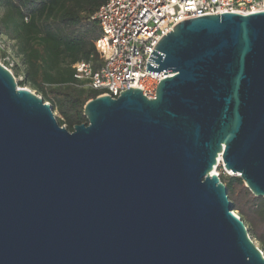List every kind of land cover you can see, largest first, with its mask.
<instances>
[{
  "label": "water",
  "instance_id": "95a60500",
  "mask_svg": "<svg viewBox=\"0 0 264 264\" xmlns=\"http://www.w3.org/2000/svg\"><path fill=\"white\" fill-rule=\"evenodd\" d=\"M87 123L0 63V264H264L214 167L264 199V11L182 19Z\"/></svg>",
  "mask_w": 264,
  "mask_h": 264
},
{
  "label": "trees",
  "instance_id": "16d2710c",
  "mask_svg": "<svg viewBox=\"0 0 264 264\" xmlns=\"http://www.w3.org/2000/svg\"><path fill=\"white\" fill-rule=\"evenodd\" d=\"M106 0H0V33L12 41L23 65L19 86L27 84L52 111L59 125L72 131L87 123L83 107L99 92L86 88L74 77L73 64L90 61L100 65L95 41L101 30L94 14ZM6 57L7 51L0 50ZM15 73H21L14 64ZM233 210L264 254V199L254 196L240 177L221 170Z\"/></svg>",
  "mask_w": 264,
  "mask_h": 264
},
{
  "label": "built area",
  "instance_id": "2783aa9c",
  "mask_svg": "<svg viewBox=\"0 0 264 264\" xmlns=\"http://www.w3.org/2000/svg\"><path fill=\"white\" fill-rule=\"evenodd\" d=\"M260 11H264V0H106L94 14L101 30L95 41L100 65L94 69L90 61H78L72 66L74 77L84 87L99 92L98 96L116 98L121 91L136 87L147 98H154L165 74L146 71V61L162 34L182 19ZM6 39L0 33V42ZM231 212L237 215L235 210Z\"/></svg>",
  "mask_w": 264,
  "mask_h": 264
},
{
  "label": "rangeland",
  "instance_id": "374dc122",
  "mask_svg": "<svg viewBox=\"0 0 264 264\" xmlns=\"http://www.w3.org/2000/svg\"><path fill=\"white\" fill-rule=\"evenodd\" d=\"M2 49H8V55L6 57H2L0 55V63L2 65H5L6 67H8L9 69H11V72L13 73L14 79L16 81V83L18 84L19 81H21L22 79L20 78V74L23 73V65L20 61V57L17 54V52L15 51V49L12 46V41L6 39L4 43L0 42V50ZM14 64H17L20 68V74L19 73H15L14 70ZM22 88H26L29 89L30 91L34 92V90H32L27 84H24L23 86H19ZM36 94V92H34ZM46 103H44L45 105ZM54 116L56 119H59L60 116L58 113L54 112ZM215 169V173L219 174L221 172V170L225 171L227 174H231V172L229 170H225L223 168V164H222V160L219 164L216 165V167H214ZM237 213V212H236ZM254 241V240H253ZM255 245L258 246V244H256V242L254 241Z\"/></svg>",
  "mask_w": 264,
  "mask_h": 264
},
{
  "label": "bare ground",
  "instance_id": "6f19581e",
  "mask_svg": "<svg viewBox=\"0 0 264 264\" xmlns=\"http://www.w3.org/2000/svg\"><path fill=\"white\" fill-rule=\"evenodd\" d=\"M220 162H221V157L218 158L217 163L219 164ZM214 172H215V169H214ZM231 213H233V212H231Z\"/></svg>",
  "mask_w": 264,
  "mask_h": 264
}]
</instances>
